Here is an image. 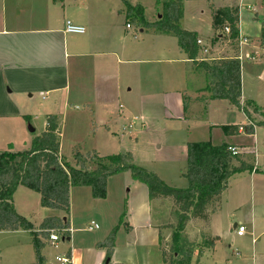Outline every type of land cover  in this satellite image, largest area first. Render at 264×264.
Returning <instances> with one entry per match:
<instances>
[{
  "label": "rangeland",
  "instance_id": "374dc122",
  "mask_svg": "<svg viewBox=\"0 0 264 264\" xmlns=\"http://www.w3.org/2000/svg\"><path fill=\"white\" fill-rule=\"evenodd\" d=\"M162 1L127 0L132 6L141 5L148 21L160 14ZM182 1L180 27L195 32L202 39L206 51L199 48L200 58L208 61L212 57L223 58L238 49L240 104L250 101L252 104L247 107L249 119L259 122L261 114L252 109L257 107L264 116V42L260 44L264 0H228L238 10V35L246 39L239 46L238 39L231 41L222 25L217 29L213 26V13L224 7L226 0ZM124 17L122 13V22ZM131 23L132 29L128 31L141 37L136 21ZM146 31L147 34L142 36L143 43H154L151 38L154 31ZM166 39L177 42L171 35ZM155 65L158 68H153ZM188 65L178 64L174 90H166L167 68L159 64L142 65L146 75L139 81V86L150 93H158L143 101L137 99L132 90L123 100H118L121 104L117 107L119 114L116 111L109 116L89 117L88 114L82 116L87 111L82 106L78 110L71 108L69 115L60 121V153L74 166V148L83 154L94 149L100 157L130 152L138 168L155 173L168 186L183 189L187 186L182 173L188 143L207 141L217 145L233 142L253 147L258 171L233 175L220 201L210 206L213 211L206 221L188 220L178 241L180 249L172 252V258L188 257V264H264V128L256 124L254 135L243 132L227 135L223 126L246 124L248 116L242 108L227 100L212 97L203 70H194ZM173 92L175 94H171ZM49 101L47 94L43 98L38 95L29 100L22 98L21 102L28 104L25 113L10 119L0 117V151L29 148L32 137L40 133L45 116L42 107L48 108ZM54 110L60 112L57 107ZM76 115L79 117L73 118ZM12 202L17 213L34 229L45 217L67 216L70 239L45 243L40 258H37L28 231H0V264H60L56 257L65 254L68 248L72 251L73 264H105L99 254L104 252L95 246L112 228H115L113 264H169L163 261L160 245L165 258H169L170 225L177 221L174 203L168 197L149 199L146 186L134 180L127 171L109 176L105 195L100 198L92 196L89 186L70 187L67 215L42 207L39 194L20 185L13 193ZM126 224L131 227L129 231L125 229ZM93 225L96 228H88ZM238 226L245 229L241 235L236 233ZM209 237H217L212 246Z\"/></svg>",
  "mask_w": 264,
  "mask_h": 264
},
{
  "label": "trees",
  "instance_id": "16d2710c",
  "mask_svg": "<svg viewBox=\"0 0 264 264\" xmlns=\"http://www.w3.org/2000/svg\"><path fill=\"white\" fill-rule=\"evenodd\" d=\"M61 2L62 0H52ZM122 12L126 20H134L138 27L145 30L151 29L162 35H171L177 39V45L190 60L194 70L202 69L212 97L225 99L229 104L242 108L248 116L246 124L225 125L227 135L253 134L256 124L264 128V116L261 110L253 107L255 113L261 114V120L254 122L249 119L247 107L250 101L240 104L241 78L240 59L238 49L231 55L223 58L205 61L197 59L199 44L195 32L180 27L183 17L182 0H164L161 2V12L157 19L148 22L143 16V8L136 3L130 5L124 2ZM238 10L235 5H226L213 13V26L218 25L229 28L230 40L236 41L239 34ZM224 31V30H223ZM221 36V35H219ZM260 44L264 42V26ZM185 103H183L184 105ZM184 109L186 106H183ZM59 117L54 114L46 115L44 130L30 141V146L23 151H0V231L26 230L30 233L37 258L45 243H51L49 234L52 230L59 239L70 238L69 219L65 216L45 217L37 229L14 209L12 196L18 185L24 186L39 194L40 205L45 208L56 209L67 215L69 212V190L73 186H89L92 196L100 198L105 195L106 180L109 176L119 172H129L134 180L142 182L147 188L149 199L168 197L171 198L175 212L176 224L170 225L171 253L165 258L161 245L163 261L169 264H188L185 259H173L172 252L180 249L179 238L190 218L207 220L213 211L210 206L220 201L221 195L228 186L233 175L243 172H257L255 167L254 152H238L232 154L230 147L233 145L223 142L211 144L210 142L188 143L186 151V166L182 173L187 186L183 189L166 185L155 173L138 168L130 152L120 153L115 156L100 157L96 150L81 153L73 149L74 166L66 162L59 154ZM235 147V146H234ZM91 163L93 164L91 166ZM210 208V209H209ZM125 229L131 227L126 224ZM217 237H209L212 246ZM115 228L101 241L97 242L96 249L104 252L103 263L109 264L114 250ZM65 255L71 257L70 248ZM119 264V263H117Z\"/></svg>",
  "mask_w": 264,
  "mask_h": 264
},
{
  "label": "crops",
  "instance_id": "0c3cea01",
  "mask_svg": "<svg viewBox=\"0 0 264 264\" xmlns=\"http://www.w3.org/2000/svg\"><path fill=\"white\" fill-rule=\"evenodd\" d=\"M124 2L127 0H0V117H18L27 111L28 104H23L22 98L29 100L36 95L43 98L46 94L50 101L48 108L42 107L45 116L40 133L46 115L59 117L60 130V121L69 115L71 108L78 110L82 106L87 110L82 116L89 117L109 116L116 111L119 114L118 100L132 90L143 101L158 93L139 86L146 75L144 64L167 68L166 90H174L178 64H189L193 69L190 60L177 42L166 39L170 35L154 32L151 36L154 43L145 45L144 28L138 27L141 37L129 32L132 23L120 18ZM223 4L232 5L228 0ZM67 20L82 26L84 32H66ZM201 55L197 59H203ZM55 107L60 111L58 114ZM229 144L240 152H254L249 145ZM60 150L59 146V154ZM70 261L73 264L72 251ZM110 261L113 264L112 257Z\"/></svg>",
  "mask_w": 264,
  "mask_h": 264
},
{
  "label": "built area",
  "instance_id": "2783aa9c",
  "mask_svg": "<svg viewBox=\"0 0 264 264\" xmlns=\"http://www.w3.org/2000/svg\"><path fill=\"white\" fill-rule=\"evenodd\" d=\"M126 27H129V24H126ZM223 30H224L225 33H229V28L227 26H225L223 28ZM65 31L68 32V33H83L84 32V28L82 26L74 25L70 21L67 20L65 22ZM237 39H238V41H237L238 46L241 43H244L246 41V39L244 37H241L239 35H238V38ZM197 44H200L199 46H200V48H202V51L203 52L206 51L205 47L201 43V40L198 39L197 40ZM254 55H255V53L253 55H251L250 57L253 58ZM135 119L136 118H134L133 120H135ZM131 123L128 126H130ZM239 131L241 132L242 129L239 128ZM229 149H230V151H231L232 154H237L239 152L238 148L237 147H234V146L230 147ZM88 228L89 229H94V228H96V225L89 226ZM244 231H245V229L242 226H238L237 229H236V233L238 235L243 234ZM49 240L51 241V243H55V242H57L59 240V236L55 232H53L51 230L50 231V234H49ZM56 261H58L60 264H70L71 263L70 257H68L65 254H63L62 256H57L56 257Z\"/></svg>",
  "mask_w": 264,
  "mask_h": 264
},
{
  "label": "water",
  "instance_id": "95a60500",
  "mask_svg": "<svg viewBox=\"0 0 264 264\" xmlns=\"http://www.w3.org/2000/svg\"><path fill=\"white\" fill-rule=\"evenodd\" d=\"M62 220H65V217H62ZM235 226H236V224L233 225V227H235Z\"/></svg>",
  "mask_w": 264,
  "mask_h": 264
}]
</instances>
